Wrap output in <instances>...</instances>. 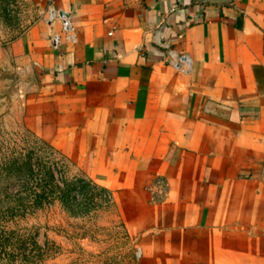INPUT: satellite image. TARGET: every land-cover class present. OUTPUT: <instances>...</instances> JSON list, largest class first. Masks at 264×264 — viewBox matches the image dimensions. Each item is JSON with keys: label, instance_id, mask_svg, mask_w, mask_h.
Returning <instances> with one entry per match:
<instances>
[{"label": "crops", "instance_id": "0c3cea01", "mask_svg": "<svg viewBox=\"0 0 264 264\" xmlns=\"http://www.w3.org/2000/svg\"><path fill=\"white\" fill-rule=\"evenodd\" d=\"M50 9L14 42L27 128L111 191L142 264H264V0Z\"/></svg>", "mask_w": 264, "mask_h": 264}, {"label": "rangeland", "instance_id": "374dc122", "mask_svg": "<svg viewBox=\"0 0 264 264\" xmlns=\"http://www.w3.org/2000/svg\"><path fill=\"white\" fill-rule=\"evenodd\" d=\"M49 9L50 0H13L7 13L0 11V157L4 152L24 155L31 149L39 156L51 152L62 159L67 177L90 178L65 153L63 158L51 151L43 139L28 131L24 121L39 69L18 54L14 42ZM94 203L89 214L71 216L55 202L10 224L26 236L21 245L24 256L11 264H142L136 239L127 233L111 204ZM32 237L41 250L31 243ZM0 264L8 260L0 259Z\"/></svg>", "mask_w": 264, "mask_h": 264}, {"label": "trees", "instance_id": "16d2710c", "mask_svg": "<svg viewBox=\"0 0 264 264\" xmlns=\"http://www.w3.org/2000/svg\"><path fill=\"white\" fill-rule=\"evenodd\" d=\"M11 1L0 0V11L7 13ZM41 142L65 157L51 143ZM61 160L51 152L49 156L36 155L32 149L24 155L4 152L0 157V259L8 260V264L24 256L21 245L26 237L10 224L37 210L59 202L71 216H84L95 209L94 201H102L117 212L109 189L86 176L67 177ZM31 243L41 250L33 237ZM10 252L16 253L15 258L10 257Z\"/></svg>", "mask_w": 264, "mask_h": 264}, {"label": "built area", "instance_id": "2783aa9c", "mask_svg": "<svg viewBox=\"0 0 264 264\" xmlns=\"http://www.w3.org/2000/svg\"><path fill=\"white\" fill-rule=\"evenodd\" d=\"M58 15V14H57ZM56 16V12L53 9H50V14L49 18L52 19L53 17ZM62 18V29L64 31H69L71 29V24L70 20L67 17L61 16ZM60 42V35L59 34H54L52 37V43L55 48L58 47V44ZM168 61L171 63L175 68L181 69L183 71L188 70L189 65H190V59L186 54H176L173 51L169 52L168 54ZM140 250V248H139ZM141 253V250H140Z\"/></svg>", "mask_w": 264, "mask_h": 264}]
</instances>
